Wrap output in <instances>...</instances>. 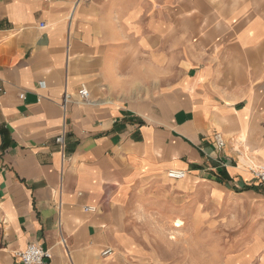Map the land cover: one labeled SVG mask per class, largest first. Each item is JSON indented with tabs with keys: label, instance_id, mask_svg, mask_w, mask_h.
Here are the masks:
<instances>
[{
	"label": "crops",
	"instance_id": "obj_1",
	"mask_svg": "<svg viewBox=\"0 0 264 264\" xmlns=\"http://www.w3.org/2000/svg\"><path fill=\"white\" fill-rule=\"evenodd\" d=\"M76 1L0 0V264L143 260L135 186L183 170L217 197L264 165V0Z\"/></svg>",
	"mask_w": 264,
	"mask_h": 264
},
{
	"label": "rangeland",
	"instance_id": "obj_2",
	"mask_svg": "<svg viewBox=\"0 0 264 264\" xmlns=\"http://www.w3.org/2000/svg\"><path fill=\"white\" fill-rule=\"evenodd\" d=\"M261 168H250L238 187L215 180L225 188L217 197L198 180L173 181L167 172L160 182L135 186L124 217L145 256L131 263L264 264V185L253 178Z\"/></svg>",
	"mask_w": 264,
	"mask_h": 264
},
{
	"label": "built area",
	"instance_id": "obj_3",
	"mask_svg": "<svg viewBox=\"0 0 264 264\" xmlns=\"http://www.w3.org/2000/svg\"><path fill=\"white\" fill-rule=\"evenodd\" d=\"M47 2L48 0H41ZM87 0H77L76 5L80 2H86ZM40 28H44V24H40ZM89 91L85 85H80L78 91L75 94L76 101L79 103H86L89 100ZM19 99H24V94L19 95ZM73 99L72 95L65 94L64 104ZM65 131L64 129L55 137V142L61 146L64 145ZM212 145L215 150H221L225 146V138L222 134L216 133L213 136ZM167 178L173 181H180L186 178V172L182 170H168ZM253 178L258 182L259 185H264V168L253 171ZM85 210L94 212L93 207H87ZM112 251L107 249L101 253V256L111 255ZM50 253L34 244H28L24 249L14 252V264H45V261L50 259Z\"/></svg>",
	"mask_w": 264,
	"mask_h": 264
},
{
	"label": "bare ground",
	"instance_id": "obj_4",
	"mask_svg": "<svg viewBox=\"0 0 264 264\" xmlns=\"http://www.w3.org/2000/svg\"><path fill=\"white\" fill-rule=\"evenodd\" d=\"M188 175L186 176L185 180L187 179Z\"/></svg>",
	"mask_w": 264,
	"mask_h": 264
}]
</instances>
